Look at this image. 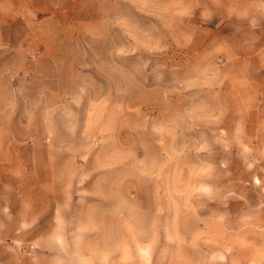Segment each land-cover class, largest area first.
Returning a JSON list of instances; mask_svg holds the SVG:
<instances>
[{"label": "rangeland", "instance_id": "rangeland-1", "mask_svg": "<svg viewBox=\"0 0 264 264\" xmlns=\"http://www.w3.org/2000/svg\"><path fill=\"white\" fill-rule=\"evenodd\" d=\"M238 1L0 0V264H264Z\"/></svg>", "mask_w": 264, "mask_h": 264}, {"label": "crops", "instance_id": "crops-1", "mask_svg": "<svg viewBox=\"0 0 264 264\" xmlns=\"http://www.w3.org/2000/svg\"><path fill=\"white\" fill-rule=\"evenodd\" d=\"M228 9L229 11L223 14L226 19L233 20V24L252 23L258 25V59L262 60L261 58H264V0H240L234 2ZM259 108L258 106V119L264 120V108L261 107L260 111ZM261 151H264V149H261ZM262 161L264 160H261V164L258 165V174L260 168L261 178L264 175V163Z\"/></svg>", "mask_w": 264, "mask_h": 264}]
</instances>
